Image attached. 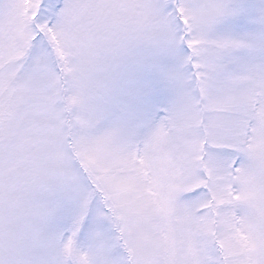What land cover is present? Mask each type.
<instances>
[{"label":"snow or ice","instance_id":"6c2138e0","mask_svg":"<svg viewBox=\"0 0 264 264\" xmlns=\"http://www.w3.org/2000/svg\"><path fill=\"white\" fill-rule=\"evenodd\" d=\"M0 264H264V0H0Z\"/></svg>","mask_w":264,"mask_h":264}]
</instances>
